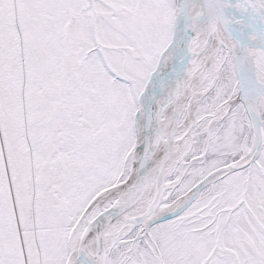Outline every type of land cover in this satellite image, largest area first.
<instances>
[{
    "label": "snow or ice",
    "instance_id": "snow-or-ice-1",
    "mask_svg": "<svg viewBox=\"0 0 264 264\" xmlns=\"http://www.w3.org/2000/svg\"><path fill=\"white\" fill-rule=\"evenodd\" d=\"M0 264H264V0H0Z\"/></svg>",
    "mask_w": 264,
    "mask_h": 264
}]
</instances>
